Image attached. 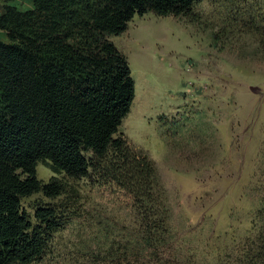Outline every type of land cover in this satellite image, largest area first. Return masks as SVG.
<instances>
[{
    "label": "rangeland",
    "instance_id": "374dc122",
    "mask_svg": "<svg viewBox=\"0 0 264 264\" xmlns=\"http://www.w3.org/2000/svg\"><path fill=\"white\" fill-rule=\"evenodd\" d=\"M191 18L147 13L111 38L134 81L114 138L154 166L153 195L195 263L227 264L264 235V0H198ZM36 176L67 193L23 198L21 210L35 224L37 208L56 207L68 223L32 264H94L102 229L121 240L135 224L128 195L91 171L67 179L38 163Z\"/></svg>",
    "mask_w": 264,
    "mask_h": 264
},
{
    "label": "trees",
    "instance_id": "16d2710c",
    "mask_svg": "<svg viewBox=\"0 0 264 264\" xmlns=\"http://www.w3.org/2000/svg\"><path fill=\"white\" fill-rule=\"evenodd\" d=\"M9 1L0 10V264H32L68 223L56 207L37 208L35 224L21 210L23 198L67 193L59 179L37 178L38 163L67 179L91 171L131 199L135 224L121 240L102 229L107 241L94 264H196L153 195L154 166L114 138L134 81L111 38L147 13L192 21L198 0H34L25 12ZM262 205L256 221L264 233V196ZM227 264H264V235Z\"/></svg>",
    "mask_w": 264,
    "mask_h": 264
},
{
    "label": "crops",
    "instance_id": "0c3cea01",
    "mask_svg": "<svg viewBox=\"0 0 264 264\" xmlns=\"http://www.w3.org/2000/svg\"><path fill=\"white\" fill-rule=\"evenodd\" d=\"M3 1L0 0V10L3 5ZM33 1L34 0H10L8 5L15 7L20 12L30 11L33 9ZM0 40L5 41V33L0 31Z\"/></svg>",
    "mask_w": 264,
    "mask_h": 264
}]
</instances>
